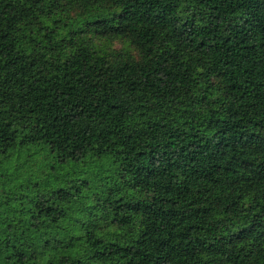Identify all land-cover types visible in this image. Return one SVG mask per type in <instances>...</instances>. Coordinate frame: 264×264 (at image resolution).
I'll use <instances>...</instances> for the list:
<instances>
[{"label": "trees", "instance_id": "obj_1", "mask_svg": "<svg viewBox=\"0 0 264 264\" xmlns=\"http://www.w3.org/2000/svg\"><path fill=\"white\" fill-rule=\"evenodd\" d=\"M0 264H264V0H0Z\"/></svg>", "mask_w": 264, "mask_h": 264}, {"label": "rangeland", "instance_id": "obj_2", "mask_svg": "<svg viewBox=\"0 0 264 264\" xmlns=\"http://www.w3.org/2000/svg\"><path fill=\"white\" fill-rule=\"evenodd\" d=\"M100 47H102V44H98ZM122 46H123V43H122V41H116V42H114L112 45H111V48L112 49H117V50H120V49H122ZM107 48H110V45H109V47H107Z\"/></svg>", "mask_w": 264, "mask_h": 264}]
</instances>
